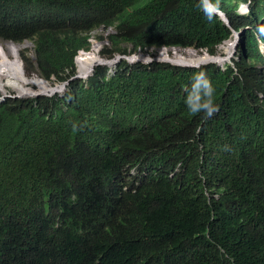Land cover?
<instances>
[{"label": "trees", "instance_id": "trees-1", "mask_svg": "<svg viewBox=\"0 0 264 264\" xmlns=\"http://www.w3.org/2000/svg\"><path fill=\"white\" fill-rule=\"evenodd\" d=\"M211 2L229 24L201 0H0V42L34 44L28 77L70 81L0 102V264H264V0ZM109 28L101 58L240 42L224 67L123 60L73 80ZM205 81L210 117L189 108Z\"/></svg>", "mask_w": 264, "mask_h": 264}, {"label": "bare ground", "instance_id": "bare-ground-1", "mask_svg": "<svg viewBox=\"0 0 264 264\" xmlns=\"http://www.w3.org/2000/svg\"><path fill=\"white\" fill-rule=\"evenodd\" d=\"M235 39V38H233ZM228 40L226 43H223L220 46V49L224 52V59H229L230 56H232V53L234 51V48L236 46V39L235 40ZM230 42V43H229ZM7 43V42H6ZM9 44L6 45L4 42L0 43V45H5V47L0 46V76H5L6 81L0 85V90L2 93H7L9 91V88H12L13 91H16L19 93L20 97H36L39 95H46V96H53L58 93H62L65 90L64 85H56L53 86L49 82L34 76L33 78H28L24 74L21 73L20 66L19 64L20 59L17 54L18 50V45L8 42ZM93 52L95 54H92L89 51V54L87 52H82L79 54L77 57L76 61L78 64V76L80 78L86 79L89 77L94 69L98 65H109V66H115L117 64L118 59L115 58L113 60H108V59H102L100 56L101 52V45H97V43L93 44ZM177 51V50H176ZM9 54H14V60L9 59ZM193 54H188L187 56H182L181 54H178L175 52V54L172 56L169 55V53L162 52L161 55L159 56V60L165 61V62H171L177 65H188L186 63H179L180 62H190L195 64H191V66H196V65H202L205 64L206 60L205 59H198L195 60L192 58ZM214 56L213 58L218 61L219 58L218 56ZM147 57V58H145ZM146 62L150 61V56H145ZM175 58V60L173 59ZM141 60V59H140ZM177 60V61H176ZM130 61H138V57L134 56L133 58L130 59ZM14 66V68H13ZM17 66V67H16ZM24 71V70H22Z\"/></svg>", "mask_w": 264, "mask_h": 264}, {"label": "rangeland", "instance_id": "rangeland-1", "mask_svg": "<svg viewBox=\"0 0 264 264\" xmlns=\"http://www.w3.org/2000/svg\"><path fill=\"white\" fill-rule=\"evenodd\" d=\"M246 5H244V4H242L239 8H238V10H237V12L238 13H242V14H246L247 13V11H246ZM128 15L129 14H127V17H128ZM116 30H115V28H109V29H99V30H97V31H94L93 33H91V40H90V43H91V47L93 46V44H95V43H97V45L99 44V45H101V50L103 49V47H105V46H107V47H110V44L106 41V40H104L103 42H101V41H99L98 40V37H106L108 34H110V33H114ZM233 40H235V39H233ZM260 40V48H261V50H262V52H263V54H264V42L261 40V39H259ZM4 42V41H3ZM226 43V42H225ZM230 43V42H229ZM4 44L6 45V49H7V45L9 44L8 42L6 43V42H4ZM5 45H3L4 47H5ZM16 45H18V50L19 51H25V50H28L29 51V54L28 55H31V57H33L34 56V44H33V42H30V41H26V42H24L23 44H16ZM0 46H2V45H0ZM2 46V47H3ZM130 48L131 47H129V51H130ZM19 51H17V53L16 52H14L15 54H17L18 55V57H19V59H20V54H19ZM171 51H172V49H170V48H168V50H165V49H160V50H158V51H155L154 49H149L148 50V53H150V54H152V55H154V57L153 56H151L150 54H145L143 51H138V53L137 54H135V53H129L128 55H126L125 57L126 58H124L123 56H121V55H116L113 59H115L117 56H120L121 57V59H119L118 61L119 62H117V64L115 65V66H110V68L112 69H114L118 64H120L121 63V61H123V60H126V61H128L130 64H135V63H137V62H142V61H140V59L141 60H143V63H145V64H149L152 60H156V59H158L159 58V56L161 55V53L162 52H165V53H170V56H171V58H172V56L175 54V52L176 53H178V54H181L182 56H187L188 54H193V56H192V58L193 59H195V60H198V59H205L206 61V63L205 64H207V63H213V64H217V65H219V66H221V67H224L227 63H229V60L231 61L234 57H235V53H232V56H230V58L229 59H224L223 57H224V52L222 51V49H220V47H218V49H217V53H216V55L215 56H218V58H219V60L218 61H216L213 57L214 56H212V55H209V53H208V55H207V52L206 51H203V50H195V49H184V50H173L172 51V54H171ZM92 54H95L94 52H93V47H92V50L90 51ZM87 54H89V52H87ZM90 55V54H89ZM91 56V55H90ZM134 56H136V57H138V60L139 61H135V62H133V61H130V59L131 58H133ZM145 56H150L151 58V61H148V62H144V61H146L145 60V58H147V57H145ZM145 57V58H144ZM9 59L10 60H14V54H9ZM104 59H107V58H104ZM174 60H175V58H173ZM108 60H112V59H108ZM177 61V60H176ZM20 64H19V67L20 66H22V67H20V70L22 69L23 70V64H22V61H21V59H20ZM177 62H179V63H186V64H189V66H191V64H195V62H193V63H190V62H180V61H177ZM161 63H169V64H172V65H176V66H180V65H177V64H174V63H171V62H165V61H161ZM98 66H104V65H98ZM17 67V66H16ZM13 68H14V66H13ZM21 70V73L22 74H24L26 77H28V71L26 72V70L24 69V71H22ZM77 75H78V67H77ZM76 75V76H77ZM34 77V76H33ZM29 78V77H28ZM32 78V77H31ZM87 79L88 78H86V79H83V78H80V80H82V81H84V82H86L87 81ZM6 81V77L5 76H0V85L1 84H3L4 82ZM50 83V82H49ZM51 85H53V83H50ZM53 86H56V85H53ZM66 93V90H64V92H62V93H58V94H56V95H58V96H63L64 94ZM53 96H55V95H53ZM53 96H46V95H39V96H36V97H20V95H19V93L18 92H16V91H13V89L12 88H9V91L7 92V93H2L1 92V90H0V102L3 100V99H6V98H37V97H53Z\"/></svg>", "mask_w": 264, "mask_h": 264}, {"label": "clouds", "instance_id": "clouds-1", "mask_svg": "<svg viewBox=\"0 0 264 264\" xmlns=\"http://www.w3.org/2000/svg\"><path fill=\"white\" fill-rule=\"evenodd\" d=\"M200 6L202 7V9H203V11H204V14H205V16L209 19V20H211L212 18H213V15L215 14V13H217L218 12V6L217 5H214L212 2H211V0H201V3H200ZM247 8V7H246ZM246 11L248 12V9H246ZM242 14V13H241ZM227 18V17H226ZM95 31H97V30H95ZM94 32V31H93ZM92 32V33H93ZM115 33V32H114ZM237 32H235L234 33V38L235 39H237L236 38V36H235V34H236ZM110 34H113V33H110ZM107 37V36H106ZM90 40H91V38L89 39V42H90ZM99 40V39H98ZM107 41V40H106ZM5 42V41H4ZM108 42V41H107ZM239 42H240V33H239ZM0 43H2V42H0ZM12 43V42H11ZM109 43V42H108ZM15 44V43H14ZM239 44V43H238ZM92 48V47H91ZM104 48V47H103ZM162 49H165V50H168V48H162ZM170 49H172V50H184V49H179V48H170ZM187 49H189V48H187ZM190 49H193V48H190ZM91 50V49H90ZM103 50V49H102ZM101 50V51H102ZM237 51V50H236ZM20 52V51H19ZM82 52H89V51H85V50H81V51H79L78 52V55L76 56V58H75V64H76V72H77V67H78V64H77V61H76V59H77V57L79 56V54L80 53H82ZM20 54V53H19ZM100 54H101V52H100ZM171 54H172V51H171ZM235 54H236V52H235ZM117 55H121V54H117ZM148 55V54H147ZM169 55H170V53H169ZM207 55H208V53H207ZM210 55V54H209ZM116 56V55H115ZM121 56H123L124 58H126L125 56L126 55H121ZM34 57V56H33ZM103 58V57H102ZM118 60L119 59H121V57L120 56H117L116 57ZM20 59H21V57H20ZM113 60V59H112ZM22 61V60H21ZM126 61V60H125ZM139 61V60H138ZM140 61H142V63H143V60H140ZM150 61H151V59H150ZM128 62V61H127ZM144 62H146V61H144ZM151 62H159V63H161V60H159V59H156V60H152ZM150 62V63H151ZM129 63V62H128ZM138 63V62H137ZM22 64H23V62H22ZM130 64V63H129ZM136 64V63H135ZM207 64H213V63H207ZM207 64H202V65H207ZM229 64H232V60L230 61L229 60ZM130 65H134V64H130ZM172 65V64H171ZM202 65H196V66H183V65H180V67H196V68H198V67H200V66H202ZM104 66H108V67H110L109 65H104ZM176 66V65H175ZM113 69V68H112ZM23 70H24V65H23ZM95 70V69H94ZM112 71V70H111ZM110 71V72H111ZM94 72V71H93ZM93 74V73H92ZM91 74V75H92ZM76 75H77V73H76ZM90 75V76H91ZM35 76H37V75H35ZM89 76V77H90ZM38 77V76H37ZM88 77V78H89ZM30 78V77H29ZM33 78V77H32ZM40 78V77H39ZM42 79V78H41ZM74 79H80V77L77 75V76H74V78H73V80ZM201 79L203 80V77H201ZM44 80V79H43ZM46 81V80H45ZM48 82V81H47ZM70 82V81H69ZM69 82H65V83H62V84H53V85H64V87H65V90L67 89V85L69 84ZM203 87H204V93H205V96L207 97V102H205V103H203L202 105H191L190 103H189V108H190V110L192 111V112H199V111H201V110H204L205 111V113H206V115L207 116H212L216 111H217V108L213 105V103H212V96H213V92H214V89H213V87L211 86V84L210 83H208V82H204V84H203ZM4 100V99H3ZM2 100V101H3Z\"/></svg>", "mask_w": 264, "mask_h": 264}, {"label": "water", "instance_id": "water-1", "mask_svg": "<svg viewBox=\"0 0 264 264\" xmlns=\"http://www.w3.org/2000/svg\"><path fill=\"white\" fill-rule=\"evenodd\" d=\"M217 14H219L220 17H221V18H222L227 24H229V22H228L226 16H225L223 13H221L220 11H218ZM235 36H236L237 39H236V46H235V48H234L233 53L236 52L237 47H238V43H239V33H236ZM183 66H186V65H183ZM187 66H188V65H187Z\"/></svg>", "mask_w": 264, "mask_h": 264}]
</instances>
